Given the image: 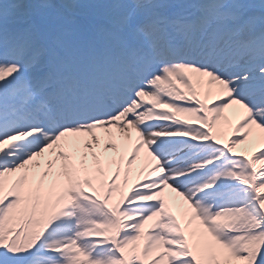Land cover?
Wrapping results in <instances>:
<instances>
[{
    "label": "snow or ice",
    "instance_id": "6c2138e0",
    "mask_svg": "<svg viewBox=\"0 0 264 264\" xmlns=\"http://www.w3.org/2000/svg\"><path fill=\"white\" fill-rule=\"evenodd\" d=\"M0 264H264V0H0Z\"/></svg>",
    "mask_w": 264,
    "mask_h": 264
}]
</instances>
